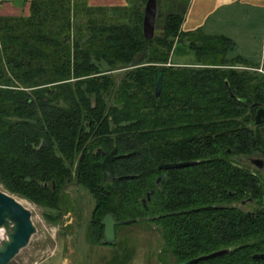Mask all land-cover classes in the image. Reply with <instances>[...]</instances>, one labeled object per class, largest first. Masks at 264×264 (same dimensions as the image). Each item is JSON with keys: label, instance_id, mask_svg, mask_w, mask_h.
<instances>
[{"label": "trees", "instance_id": "1", "mask_svg": "<svg viewBox=\"0 0 264 264\" xmlns=\"http://www.w3.org/2000/svg\"><path fill=\"white\" fill-rule=\"evenodd\" d=\"M147 1L107 8L30 0L29 16L0 17V185L59 211L76 184L95 200L97 241L106 215L140 219L136 225L160 230L163 264L226 249L194 264H264L255 259L264 254V171L248 162L264 158L255 123L264 75L239 69L264 64L232 57L236 43L227 36L184 32L191 0H157L155 36L146 39ZM180 45L195 66L171 64ZM115 147L116 178L101 186L97 151ZM183 162L197 163L159 169Z\"/></svg>", "mask_w": 264, "mask_h": 264}, {"label": "rangeland", "instance_id": "2", "mask_svg": "<svg viewBox=\"0 0 264 264\" xmlns=\"http://www.w3.org/2000/svg\"><path fill=\"white\" fill-rule=\"evenodd\" d=\"M190 55V60L195 61L194 54L190 52ZM239 69L264 75L262 69L243 66ZM0 190L7 192L2 185ZM15 197L32 212L37 232L9 264H163L164 240L155 226L123 225L116 233L114 244L105 245L103 236L97 241L90 227L95 200L88 190L76 184L69 185L64 191L59 211ZM0 235L2 240L7 238L4 229L0 230ZM166 264L176 263L170 257Z\"/></svg>", "mask_w": 264, "mask_h": 264}, {"label": "crops", "instance_id": "3", "mask_svg": "<svg viewBox=\"0 0 264 264\" xmlns=\"http://www.w3.org/2000/svg\"><path fill=\"white\" fill-rule=\"evenodd\" d=\"M14 1L0 0V17L29 16L30 0H25L22 7L15 6ZM128 4V0H88L90 7H126ZM198 29L208 35L231 38L236 43L232 57L240 56L253 66L263 67L264 0H191L182 30ZM190 52L187 47L177 46L171 64L195 66L197 60L191 61Z\"/></svg>", "mask_w": 264, "mask_h": 264}, {"label": "water", "instance_id": "4", "mask_svg": "<svg viewBox=\"0 0 264 264\" xmlns=\"http://www.w3.org/2000/svg\"><path fill=\"white\" fill-rule=\"evenodd\" d=\"M25 0H15L14 5L17 7H22ZM158 14V3L157 0H148L145 7L144 22H143V32L146 39H153L156 30V19ZM163 76L162 71L159 73L156 96L160 98L162 92ZM226 87L232 97H235L232 90L226 82ZM255 106H258L256 104ZM95 107V102L93 101V108ZM255 123L261 127V133L264 138V109L260 108L257 111L255 117ZM45 143L41 145L44 147ZM117 148L106 154L102 149H98L97 156L103 155L104 159L102 162H96L94 165L98 167L103 172V182L101 186L106 183H111L115 180L114 172V162L117 158ZM248 162L254 165L259 170L264 171V158H250ZM197 162H183V163H173V164H163L159 167L160 170L168 171L173 169L185 168L192 166ZM165 179V175L157 180L159 184L161 180ZM47 187V185H45ZM154 194V190L148 193L147 198L142 200L143 206L148 210L147 202L151 200V196ZM247 204V201L242 203ZM140 219L137 220H126V221H116L112 214L105 216L102 225L104 226V244L111 245L116 242V227L122 225H129L134 223H139ZM4 229L7 235L5 240L0 241V264H9L14 260V258L26 248L33 235L37 232L36 227L32 220V212L14 195L9 194L3 190H0V230ZM231 249L221 250L212 253L207 256H202L197 259L182 263V264H194L200 261L212 259L215 257L222 256L228 253ZM255 259L264 260V254L255 255Z\"/></svg>", "mask_w": 264, "mask_h": 264}, {"label": "bare ground", "instance_id": "5", "mask_svg": "<svg viewBox=\"0 0 264 264\" xmlns=\"http://www.w3.org/2000/svg\"><path fill=\"white\" fill-rule=\"evenodd\" d=\"M0 241H2L1 235H0Z\"/></svg>", "mask_w": 264, "mask_h": 264}, {"label": "flooded vegetation", "instance_id": "6", "mask_svg": "<svg viewBox=\"0 0 264 264\" xmlns=\"http://www.w3.org/2000/svg\"><path fill=\"white\" fill-rule=\"evenodd\" d=\"M252 165V164H251ZM254 166V165H253ZM255 167V166H254ZM258 169V168H257Z\"/></svg>", "mask_w": 264, "mask_h": 264}]
</instances>
